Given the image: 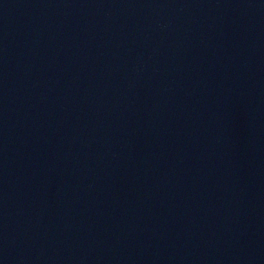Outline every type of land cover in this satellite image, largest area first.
Wrapping results in <instances>:
<instances>
[{"label":"water","instance_id":"95a60500","mask_svg":"<svg viewBox=\"0 0 264 264\" xmlns=\"http://www.w3.org/2000/svg\"><path fill=\"white\" fill-rule=\"evenodd\" d=\"M0 264H264V0H0Z\"/></svg>","mask_w":264,"mask_h":264}]
</instances>
